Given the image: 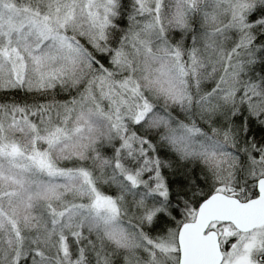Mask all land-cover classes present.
I'll list each match as a JSON object with an SVG mask.
<instances>
[{
	"label": "snow or ice",
	"instance_id": "snow-or-ice-1",
	"mask_svg": "<svg viewBox=\"0 0 264 264\" xmlns=\"http://www.w3.org/2000/svg\"><path fill=\"white\" fill-rule=\"evenodd\" d=\"M0 264H264V0H0Z\"/></svg>",
	"mask_w": 264,
	"mask_h": 264
}]
</instances>
